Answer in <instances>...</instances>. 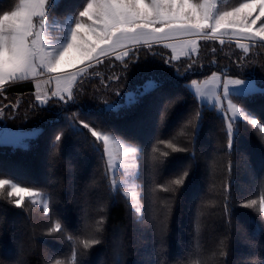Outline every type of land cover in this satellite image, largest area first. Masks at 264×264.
<instances>
[{
    "label": "trees",
    "instance_id": "1",
    "mask_svg": "<svg viewBox=\"0 0 264 264\" xmlns=\"http://www.w3.org/2000/svg\"><path fill=\"white\" fill-rule=\"evenodd\" d=\"M246 1L221 0L219 9ZM18 2L0 0V15ZM55 3L52 17L63 21L84 0ZM137 55L126 58L127 69L114 57L91 67L66 103L51 98L39 105L31 80L0 91L2 127L38 131L24 146L0 145V179L34 187L49 207L45 213L30 199L16 207L10 188L0 189V264H264V133L239 119L229 149L228 121L186 87L214 72L254 80L259 90L231 99L264 126V44L245 53L231 42L201 40L196 55L171 64L165 61L173 54L162 45L138 46ZM116 75L119 80L109 79ZM148 82L156 87L143 91ZM129 93L137 96L127 103ZM106 103L116 107L104 110ZM81 122L139 150L141 219L124 193L113 190L103 143ZM184 171L190 175L177 188L172 181ZM251 200L257 204L249 207ZM57 220L65 230L51 232ZM86 239L100 243L85 249Z\"/></svg>",
    "mask_w": 264,
    "mask_h": 264
},
{
    "label": "snow or ice",
    "instance_id": "2",
    "mask_svg": "<svg viewBox=\"0 0 264 264\" xmlns=\"http://www.w3.org/2000/svg\"><path fill=\"white\" fill-rule=\"evenodd\" d=\"M55 7V0H19L14 10L4 11L0 15V88L10 81L28 80L45 73L60 74L55 78L56 88L51 92L50 97L40 95L37 83L36 100L41 106L46 105L52 97L65 103L72 100L74 98L72 87L77 77H82L87 68L92 67L94 63H102L101 57L114 55L115 60L120 61L127 69L126 58H138L137 46L141 44L149 49L154 44L172 48L173 55L165 61L171 64L172 61L180 59V56L191 58L190 54L198 51L197 39H187L182 43L180 55H176L174 45L162 43L175 37L219 40L223 44L224 40L221 37L226 32H222L221 29H239L241 32L251 33L252 39L258 37L260 41H264V21H261L260 26L253 31V26L261 17H264V0H250L249 3H241L239 7L231 11H220L211 0H203L200 3L194 0H84V3L80 5L82 10L66 14L62 23L53 21L50 24L52 10ZM257 8L258 13L253 15ZM50 27L60 28L62 36L57 39L51 38ZM238 46L245 52L249 50L242 44ZM72 50L79 53L76 63H85V61L88 63L86 68L77 69L75 73L69 74L63 72L62 69L68 66L66 57ZM195 63L196 61H192L188 64L186 72L191 71ZM70 66L75 67L74 64ZM177 73L179 74V69ZM62 76L67 78L62 79ZM109 79L119 80L120 76L116 75ZM210 79L216 87H222L223 99L227 101V112L231 113L230 116L222 113L224 119L228 121L229 149L233 147L234 139H238V129L234 132V125L239 119L248 121L255 129L264 133V126L255 114L250 110L246 111L245 108L237 107L231 99L234 95L239 96L249 91L250 82L230 78L227 73L218 75L215 72L212 73ZM147 87L152 89L156 85L149 82ZM186 87L189 91L194 90V95H203L196 80H192L191 84ZM216 99L219 104L220 96L217 95ZM114 107L116 105L106 103L104 110ZM3 115L4 108L0 107V117ZM81 126L89 130L96 143H103V156L106 158L107 168L112 177L116 174L115 169L119 156L120 164L125 169V175L136 179L135 159L139 151L136 147L125 145L108 132L95 130L90 127L89 123L81 122ZM196 130L198 133V125ZM61 139V135L55 136V142L58 143ZM117 145L120 146V153L115 152ZM168 146L173 147L174 151L180 150L175 149L172 144ZM163 155L167 156V153ZM189 175L188 171H184L172 183L178 188L184 185L185 178ZM21 183L24 182L15 180V178L0 179V189H4L5 186L10 188L7 196L15 197L12 202L16 207H21L27 196L33 204L43 201V211L48 213L49 207L44 194L36 191L32 186L21 187ZM110 183L113 190L123 186V183H118L114 178L110 179ZM124 195L132 201L130 207L136 213L137 219H141L143 207L138 196L134 195L133 191H125ZM37 198H40L39 201ZM256 204V200H251L247 206L251 207ZM259 211L264 214V195H261L259 199ZM98 223L102 224L103 221ZM64 230L60 220H57L50 231L62 232ZM163 230L164 226L161 227V233ZM82 243L87 249L100 241L86 239ZM221 255L225 253L221 252ZM162 264H167V262H162Z\"/></svg>",
    "mask_w": 264,
    "mask_h": 264
},
{
    "label": "rangeland",
    "instance_id": "3",
    "mask_svg": "<svg viewBox=\"0 0 264 264\" xmlns=\"http://www.w3.org/2000/svg\"><path fill=\"white\" fill-rule=\"evenodd\" d=\"M56 1H58V0H55V2ZM200 2H203V0H201ZM211 2L214 3V4H216L217 8L219 9V5L221 3V0H211ZM249 2L250 1H246L244 3H249ZM246 11L247 10H245V12ZM258 11H259V9L257 8L256 11L253 13V15H256L258 13ZM263 18L264 17H261V19L257 21V24L255 26H253V31H255L260 26L261 21H262ZM53 21H57V22H60V23L63 22L62 19L56 18V17H52L50 19V24ZM221 31L222 32H226V34L221 37V39H223L224 42H231V43L236 44L237 46H238V44H242V45L248 47V49H250L251 47L256 46L258 44H264V41H260V39L258 37H256L255 39H252L251 38V33H244V32H241L239 29H226V30L225 29H221ZM233 33H235V34H233ZM49 35L51 36V38L57 39V38H59V37L62 36V31H61L60 28L50 27V29H49ZM187 39H197L198 49H199V43H200V41L202 39H199L197 37H175L172 40L164 41L162 43H169V44L174 45V47H175V54L176 55H180L181 48H182V43H183L184 40H187ZM217 41H219V40H217ZM142 45L143 44H141L139 46H142ZM154 45H156V44H154ZM160 45H162V44H160ZM239 48L243 52H245L243 48H241V47H239ZM168 49L173 54V49L172 48H168ZM197 52L196 53H191L190 56L191 55H196ZM245 53H247V52H245ZM78 57H79V53L76 50L70 51L69 54H68V56L66 57V65H68V66H65L62 69V71L65 72V73H69L70 74V73H75L77 71V69H84V68H86V65H87L88 62L85 61V63H76ZM108 57H114V55L108 56ZM183 57H188V56H180V58H183ZM105 58L106 57H101L102 61ZM73 64L75 65V67L70 66V65H73ZM96 65H98V64H95V63L93 64V66H96ZM90 68L91 67H88L87 68L85 74L88 73V70ZM58 75H60V74L59 73H52V74L45 73V74L39 75V76H37L35 78L28 79V80H31V81H33L35 83V95H36V93L38 91V89H37V83H38L39 84V93H40V95L42 97H50L51 96V92L56 88L55 78ZM210 77L205 78L202 81H197L198 82V86H199L201 92L203 93L202 96L199 95V94L195 95L196 98H197V100L201 104H204V105H206L208 107L217 109V111L220 112L221 114L222 113H226L228 116H230L231 113L230 112H227V101L224 100L223 99V96H222V87H219V88L216 87V85L210 79ZM61 78L62 79H65L67 77L66 76H62ZM79 78L80 77H77V80ZM230 78L239 79V78H234V77H230ZM243 80H245V79H243ZM246 80L250 82L251 89L249 91H246V92L241 93V95L248 94V93H251V92H254V91L259 90V86H258V84L254 80H250V79H246ZM76 81L73 83V86L76 83ZM14 82L15 81L6 82L5 85L2 88H0V91H2L3 89H5L8 84L14 83ZM151 83L154 84L153 82H151ZM147 84L144 86L143 91L150 90L147 87ZM193 91H191V92L193 93ZM217 95L220 96V103L219 104L217 103V99H216ZM136 96H137V93H129V94H127L126 95V102L128 103V102L134 101V99L136 98ZM52 98H55V97H52ZM66 99H67V97H66ZM62 102H64V101H62ZM234 104H236V103H234ZM236 105H237V107H241L238 104H236ZM0 119L2 120L3 117H0ZM37 134H38V131L37 130L24 131V130H11L9 128H3L2 127V124L0 123V145L24 146V145H26L27 140H29V139L37 136ZM123 143L125 145H128L125 142H123ZM128 146H130V145H128ZM115 152L116 153H120V146L119 145H117L115 147ZM137 159H138V157L136 155V159H135V164H136V168H135L136 179H132V177L125 175V169L120 164V158H119V156L117 158V167L115 169V173H116L115 176L112 177L110 172H109V174H110V178L116 179L118 183H123V186L118 188L119 190H121L123 193L125 191H133L134 195L138 196V198H139V194H138V190H137V188H138V183H137L138 162H137ZM128 162L131 163V161H128ZM44 197L47 200V197L45 195H44ZM25 199H29V198L26 196ZM37 199L39 201L40 198H37ZM129 201L132 203V201L130 199H129ZM47 203H48V200H47ZM36 204H39V205L42 206L43 201H40V202H38Z\"/></svg>",
    "mask_w": 264,
    "mask_h": 264
}]
</instances>
